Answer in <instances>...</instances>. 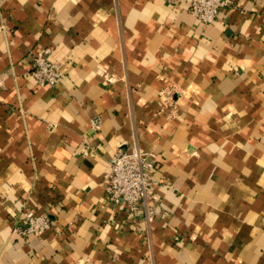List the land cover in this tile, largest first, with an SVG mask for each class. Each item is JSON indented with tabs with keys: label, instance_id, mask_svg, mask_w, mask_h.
<instances>
[{
	"label": "crops",
	"instance_id": "0c3cea01",
	"mask_svg": "<svg viewBox=\"0 0 264 264\" xmlns=\"http://www.w3.org/2000/svg\"><path fill=\"white\" fill-rule=\"evenodd\" d=\"M232 2L205 25L186 0H0V264H264V0ZM133 147L156 157L136 212L107 191Z\"/></svg>",
	"mask_w": 264,
	"mask_h": 264
},
{
	"label": "built area",
	"instance_id": "2783aa9c",
	"mask_svg": "<svg viewBox=\"0 0 264 264\" xmlns=\"http://www.w3.org/2000/svg\"><path fill=\"white\" fill-rule=\"evenodd\" d=\"M189 12L201 23L207 25L214 22L224 7L233 5L232 0H186ZM32 75L38 85H57L63 73L57 63L53 62L46 52L34 56ZM151 158L153 154L138 147L119 149L110 162L108 172V195L116 205L126 204L132 212L148 198L155 184V167ZM25 230L20 234H43L51 229L49 217L38 216L33 212L24 217Z\"/></svg>",
	"mask_w": 264,
	"mask_h": 264
},
{
	"label": "rangeland",
	"instance_id": "374dc122",
	"mask_svg": "<svg viewBox=\"0 0 264 264\" xmlns=\"http://www.w3.org/2000/svg\"><path fill=\"white\" fill-rule=\"evenodd\" d=\"M28 212H32V211H25V212H23V217H22V220H21V222L24 224V217H25V215H26V213H28ZM34 213V212H33ZM35 214V213H34ZM22 224V225H23ZM20 225H21V223L18 221L17 223H15V227H14V229L20 234V232H22V229L20 228ZM25 225V224H24ZM26 226V225H25ZM23 230H25V229H23ZM28 235V234H27ZM37 235H40V234H37ZM42 235V234H41ZM26 236V235H25Z\"/></svg>",
	"mask_w": 264,
	"mask_h": 264
}]
</instances>
